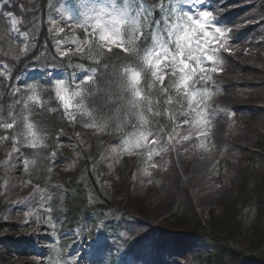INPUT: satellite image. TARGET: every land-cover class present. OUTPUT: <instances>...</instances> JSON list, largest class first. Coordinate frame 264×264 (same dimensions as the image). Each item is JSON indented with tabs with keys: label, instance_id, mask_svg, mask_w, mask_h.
Returning a JSON list of instances; mask_svg holds the SVG:
<instances>
[{
	"label": "rangeland",
	"instance_id": "374dc122",
	"mask_svg": "<svg viewBox=\"0 0 264 264\" xmlns=\"http://www.w3.org/2000/svg\"><path fill=\"white\" fill-rule=\"evenodd\" d=\"M158 2L159 7L155 9L147 0H129L127 4L124 0H94L90 7L97 11H85L79 0H52L49 32L55 39L58 57L67 60L70 55L84 50L86 42L80 33L85 38L88 36L89 40H93L90 37L95 36L96 42H100L99 30L90 26L94 22L85 25L84 20L87 15H97L101 9L112 11L113 8H126L131 16H135L137 5L142 4L147 9V15L141 12L135 28L128 24L119 26L124 45L129 46L128 42L131 41L133 44L130 43V46L133 47L143 36L148 35L152 41L150 51L159 49L162 45L174 48V43L166 33L178 24L187 25L192 38H197L198 32L189 24L187 16L201 19L200 13L209 10L202 6L204 2ZM250 4L253 5L247 13H252L255 19L248 22L250 26H256L248 29V32L244 31L245 28L240 30L237 27L238 39L232 38L228 31L225 38L228 40L230 53L225 52L218 42H210L208 53L217 58L216 63L205 61L204 54L197 52L191 44L185 49L184 58L190 66L196 65L194 75H189L191 67L183 71L176 67L173 75V67L169 61H162L160 67L165 72L164 78L168 72L171 77H178L177 85L180 86H176L175 90L181 92L186 104L176 103L175 107L176 99L163 93L162 96L166 98L159 105L157 99H150L151 108H148L144 101L146 94L142 91L144 98L137 101V107L129 104L130 110L138 109L135 117L138 115L140 127L105 146L103 153L97 156L98 162V158L92 155L97 142L95 138L99 140L96 146L103 147L104 141L101 137L104 131L96 128L99 121L93 120L96 118L91 112L89 114L93 119L88 117L87 110L80 113V109L85 107L84 101L89 92V84H81L90 82L87 77H94L97 72L94 67L98 62L94 56L96 52L92 51L89 58L83 60L90 64H72L67 60L68 70H65L57 64L56 58H50L52 61L47 59L51 54L43 51L46 59L43 56L35 61L36 66L43 68H34L21 79L24 85H31L26 101L38 104L28 99L32 96L33 89L40 85L37 83L50 82L57 91L56 85L62 81L68 89L66 99L71 97V117L81 119L83 114L86 117L85 128L89 131L75 132L71 128L59 135L58 149L50 157L51 189L46 196L32 184L20 146L24 144L31 147L33 137L29 135L27 125L32 122L27 121L26 125L20 124L16 127L19 132L26 129L21 138L19 135L9 137L5 133L10 128L0 127L5 136L0 138L1 196L8 205L2 218L17 228L14 232L5 231L0 234V264H80L73 260L78 256L88 259L87 263L82 264L90 261V264H195L194 257L216 252L217 247L211 242L213 240L210 241L204 235V229L211 231L213 216L219 219L229 217L235 201H240L238 206L240 205L241 211H262L260 227L264 229V201L255 205L253 201L245 203L239 199L243 174L250 167L251 161L256 160L258 164V177H264V151L259 150L264 145V43L252 44L254 49L251 55L239 56L249 36L259 39L264 37L262 3L259 0H246L242 3ZM5 5V0H0V14L3 13ZM212 13L209 30L216 36L218 34L212 31V26L226 23L222 19L215 20L214 11ZM12 15L18 21L15 26L18 30L13 29L11 17L4 15V19L11 37L24 52L30 45V37L20 33L22 20ZM108 19L105 16L101 25ZM141 32L143 35H139ZM189 51L193 56L191 60L186 59ZM197 59L200 60L199 65L196 64ZM232 62L234 63L231 65ZM51 63L56 66L46 68ZM142 63L144 70L141 71L140 88L141 80L150 73L144 59ZM178 63L179 61L177 65ZM199 67H215L217 71L205 73L211 79L201 80ZM7 72L6 67L0 63V74ZM145 77L152 85L157 81L162 83L151 74ZM182 77H187L186 85L180 84ZM123 78L125 81L124 76ZM35 94L40 103L41 94ZM180 94H177V99ZM169 99L171 103L167 102ZM201 110L203 115H197ZM205 117L208 118L207 123L204 122ZM70 121L76 120L70 118ZM42 130L39 129L41 136L36 134L35 137L39 142L38 147H42L43 142L46 144L50 137ZM32 131L36 133L34 126ZM201 131L206 132V135H200ZM186 135H189L187 140L184 139ZM142 137L146 139L141 146H136L135 141ZM76 138L77 145L74 143ZM21 140L26 141L22 143ZM153 140L156 143H152ZM141 151L149 154V160L145 161L143 169L135 171L128 179V191H121L116 181L119 180L122 159L126 155L134 156ZM16 155L17 167L11 170L8 161ZM87 155L91 156L87 159ZM136 161H131V164ZM82 162L94 172L92 177H96L97 187L91 185L90 177L86 173L89 168ZM64 174H76L77 186L84 192L81 196L76 192L72 208L68 205L71 192L67 191L64 181L61 180ZM68 176L67 185L75 183V177ZM8 181L16 188L7 189ZM97 191L106 197L108 204L101 202ZM100 204L107 207L117 205L124 210H104L99 207ZM238 208L235 207L234 210ZM70 210L76 214V219H72ZM82 211L84 214H81ZM122 211L130 215L129 218L118 214ZM83 215L84 220L80 219ZM72 225L76 226L71 227ZM70 238L72 242L69 241ZM249 242L239 239L235 241L234 247L248 250ZM261 248L254 251L258 254ZM139 252L144 254L138 255ZM243 264L264 262L247 259Z\"/></svg>",
	"mask_w": 264,
	"mask_h": 264
},
{
	"label": "trees",
	"instance_id": "16d2710c",
	"mask_svg": "<svg viewBox=\"0 0 264 264\" xmlns=\"http://www.w3.org/2000/svg\"><path fill=\"white\" fill-rule=\"evenodd\" d=\"M264 6V0H261ZM9 11L13 12L17 17L22 20V29L28 32L31 39L34 41L26 50L21 52V46H17L11 36L8 34V27L2 17H0V61L3 62L9 69V78L0 75V127L5 126L10 121L15 122V126L8 132L15 135L18 133L16 127L20 124L25 125L26 120L37 124L41 130L43 129L50 138L47 141L48 147L45 154L37 157V166L33 171L32 178L35 183L42 187L48 186L50 182L51 174V162L49 154L56 146V137L62 128L67 125V116L62 108L61 103L56 98V94L51 90H42V98L39 104H31L26 101L27 93L22 91L20 96L14 95L15 84L18 78L35 67V61L42 59L45 51L50 57L57 59L59 66L66 68L68 61L72 64L84 63L82 61L89 58V54L93 51L95 53V59L98 60L96 66L98 73L95 80L90 83L91 92L88 97L89 107L96 120L99 121V126L102 127L103 133V147L96 146L98 139L95 138L96 144L94 145L95 158H98L102 153L105 146L109 143H113L118 138L126 133H129L139 126L137 118L130 113L128 103L129 92L125 88V81L122 76V70L126 66H135L141 68L140 57L145 50L150 46V39L146 42L141 41L134 47L128 46L129 51H120L114 49L107 51L97 45L95 39L89 40V47L82 55H71L66 59H59L54 49V38L51 32H49L48 15L49 8L52 0H9ZM38 28V30H37ZM150 41V42H149ZM46 59V57L44 56ZM53 59H50L51 61ZM50 65H53L51 63ZM56 66V65H55ZM148 79L144 81V86H147ZM27 104V107H25ZM30 117V120H29ZM126 119V120H125ZM1 130V129H0ZM22 134V131L19 132ZM0 136L2 133L0 131ZM264 151V145L260 148ZM34 154V151L31 150ZM91 155H87L88 159ZM98 156V157H97ZM99 158L96 160L98 162ZM135 164H131V161H135ZM146 158L140 156L139 158L124 157L120 167V176L118 183L121 191H128L127 182L131 178L135 170H139L145 163ZM83 165L86 167V163ZM257 162L252 161L251 166L244 172L243 182L239 188V199L242 202L253 201L255 205L264 201V177L259 178L257 174ZM87 171L91 180V185L97 187V179L93 176V171ZM134 170V171H133ZM1 176V175H0ZM76 175H72V178ZM70 176H64V181ZM78 178L75 177L71 183L75 194L69 197V206L72 208L74 196L76 192L79 196L84 192L77 186ZM93 180V182H92ZM98 192V191H97ZM99 194L101 202L107 203L105 196ZM74 197V198H73ZM235 201L233 211L229 214V217L225 219H219L213 216V222L211 224L212 229L209 232L204 229V235L213 240L215 244L219 246L217 253L211 256H197L194 259L195 264H243L244 260L252 259L264 262V229L260 227V219L262 218V211H241L240 205ZM241 202V203H242ZM102 209L107 210H124V208H118L117 205L100 204ZM7 207V203L1 196V183H0V233L9 227L8 223H5L1 214ZM239 207L234 210V208ZM71 212V210H70ZM125 212V211H122ZM73 219L77 216L74 212H71ZM244 239L249 242V249L242 250L234 247L235 241ZM262 247V248H261ZM257 254L254 249H259Z\"/></svg>",
	"mask_w": 264,
	"mask_h": 264
},
{
	"label": "snow or ice",
	"instance_id": "6c2138e0",
	"mask_svg": "<svg viewBox=\"0 0 264 264\" xmlns=\"http://www.w3.org/2000/svg\"><path fill=\"white\" fill-rule=\"evenodd\" d=\"M7 2V0H5ZM129 0H124V3L127 4ZM203 2V0H201ZM79 4L81 8L85 11H97L94 7H90L94 4V0H79ZM137 11L135 13V16H131L126 8H113L112 11H105L103 9L99 10L97 15H87L84 24L88 25L89 22H94L90 26L99 30V36L98 40L101 42V47L105 48L107 51H111L112 46L120 47L121 50L127 52L129 49L124 46V39L120 32V27L123 24H128L135 28V25L137 21L141 18V12H143L145 15H147V9L143 8V5H137ZM5 15L11 17V24L13 26V29H15V26L17 25L18 21L17 19L12 15V13H6ZM105 16H108L109 19L104 21L103 26L101 25V21ZM201 19H193L192 16H187V20L190 25L196 28V31L198 32L197 38L193 39L190 35L189 28L187 25L178 24L172 27L171 30H169L166 35L170 38L171 42L174 43V48H169L165 46H161L159 49L146 52L144 54V63L145 65L151 70L150 74L154 79L160 80L163 82V78L165 75V72L163 69H161L160 64L162 61L167 60L169 61V64L173 67V75L175 74L176 67H179L181 71L184 69H189L191 67L192 71L189 73V75H194L196 72V65L190 66L188 63L185 62L184 58V52L185 49L188 47V45H194L197 52L203 53V58L205 61L216 63L217 58L208 53V46H210V42L216 41L220 44V47L224 49L225 52L230 53V49L227 47L228 40L225 38L227 36L228 31H230V26L227 24H218L215 26H212V31H214L216 36H213L211 34L210 29V21L213 18L212 11L209 10H203L200 13ZM157 25H159V21L156 22ZM18 30V29H15ZM63 29H61L62 31ZM95 35V33H93ZM139 35H143L141 32ZM133 36H136V33H133ZM200 41H203L201 43ZM213 51H216L213 49ZM188 60L193 59L192 52L189 51L187 58ZM177 61H179L177 65ZM197 65L200 64V60L197 59L196 62ZM169 65H165V67H168ZM143 66H141V70L136 69H129L125 68L123 70L122 75L125 77V86L126 89L130 92L131 98L129 99L128 103L132 107H137V101L142 100L143 94L142 89L139 87L140 84V78H141V71H143ZM217 68L215 67H199V73L200 77L199 79L205 80V79H211L210 76H206L205 73L207 72H216ZM93 79L92 76H88L87 80L91 81ZM187 77H182L180 84L186 85ZM179 84L177 87L179 88ZM56 96L59 101L62 103V108L66 115L71 116L70 109L72 105L70 104L71 97H68L66 99V96H68V89L64 86L63 82H58L56 85ZM187 94V93H186ZM29 100H33L36 103H39V98L35 94V90L33 89V94L28 98ZM168 103H171V100L169 99L167 101ZM25 107H27V104H25ZM150 110V109H149ZM193 111H196L193 109ZM197 115L202 116L203 111L197 113ZM204 122H208V118H204ZM185 123H191V121H185ZM7 128L13 127V124H7L5 125ZM29 129V135L33 137V141L31 143V147L35 148L38 146V140L35 139L36 133L32 131L33 125L29 123L27 125ZM200 135H206V132L201 131L199 133ZM190 135V134H189ZM189 135H186L184 137L185 140L189 139ZM146 137H142L140 140L135 141L136 146H141L143 140H145ZM152 143H156L155 140L151 141ZM55 155V153H52ZM54 227V225H53Z\"/></svg>",
	"mask_w": 264,
	"mask_h": 264
},
{
	"label": "bare ground",
	"instance_id": "6f19581e",
	"mask_svg": "<svg viewBox=\"0 0 264 264\" xmlns=\"http://www.w3.org/2000/svg\"><path fill=\"white\" fill-rule=\"evenodd\" d=\"M243 1H246V0H203L204 3L202 4V6L208 8L209 10L214 11L215 20H220V19L224 20L225 23L228 26H230L229 35L234 39H238L239 34H237V30H236L237 27L240 30H243L245 28L244 31L248 32L249 31L248 29H253L256 26L254 24L250 27H247L248 26L247 23H250L251 21H253L255 19V17L253 16L252 13H247V10H249L253 4L243 6L242 5ZM259 18H260V16H259ZM248 21H250V22H248ZM254 43H256L257 45L264 43V37H261L259 39V37L250 36L249 40L244 43V49H242L240 51L242 53H240L239 56L241 57L244 54L251 55V53L253 51V47L251 45ZM234 57H236V56L234 55ZM233 63L234 62H232L231 65ZM22 154L24 155L23 151H22ZM17 163H18L17 155L13 156L12 159H10L8 161V165L11 166V170L16 169ZM165 164H167V163H165ZM167 165L169 166V164H167ZM6 188L7 189H11V188L14 189V188H16V186H13L12 182L8 181L6 183ZM18 209H21V208L18 207ZM69 241L72 242V238H70ZM137 254L143 255L144 253L139 252ZM148 254H150V253H148ZM18 259H20V258H18ZM80 259H82V257H80ZM19 261H22V259H20ZM257 262H261V261H257ZM13 264H17V263L13 262ZM20 264H23V263H20Z\"/></svg>",
	"mask_w": 264,
	"mask_h": 264
}]
</instances>
